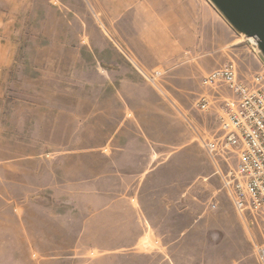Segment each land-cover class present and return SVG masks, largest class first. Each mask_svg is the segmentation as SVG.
<instances>
[{
	"label": "crops",
	"instance_id": "1",
	"mask_svg": "<svg viewBox=\"0 0 264 264\" xmlns=\"http://www.w3.org/2000/svg\"><path fill=\"white\" fill-rule=\"evenodd\" d=\"M81 1L85 10L72 8V16L85 19L84 41L72 47V71L85 69L82 89L73 87L68 107L34 108L37 128L47 131L36 143L52 148L7 159L6 169L20 161L23 176L29 160L38 161V174L47 169L50 182L36 189L70 204L72 236L59 240L73 243L80 256L118 251L134 264H220L203 259L215 252L211 236L227 223L255 256L223 191V172L195 142L187 116L190 99L205 90V73L229 59L241 62L240 77L256 72L259 63L241 35L208 0ZM0 64L13 67L12 52ZM155 70L162 72L160 90L145 75ZM218 124L215 110L206 111L204 132L217 135ZM62 129L67 139L59 141ZM59 145L72 147L61 152ZM63 219L61 229L54 224L58 235L66 232ZM144 242L156 246L135 249Z\"/></svg>",
	"mask_w": 264,
	"mask_h": 264
},
{
	"label": "rangeland",
	"instance_id": "2",
	"mask_svg": "<svg viewBox=\"0 0 264 264\" xmlns=\"http://www.w3.org/2000/svg\"><path fill=\"white\" fill-rule=\"evenodd\" d=\"M72 8L83 11L85 3L81 0H0V59L8 57L10 52L14 59L13 67L0 64V264H134L131 258L114 254L118 251L101 256V251L90 250L87 256H80V251L71 250L68 240H59L72 236L70 204L56 201L47 194L48 190L40 193L36 189L38 184L50 182L47 169L40 173L41 178L36 172V160L24 162L29 170L23 176L20 161H14L10 170L5 167L7 159L26 154H49L51 146L36 143L40 134L47 138V131L37 128L38 115L34 108L68 107L72 103L73 87L82 89L85 69L78 66L76 73L72 71V47L80 46L79 43L84 41L85 19L73 17ZM241 39L259 63L254 70H264V60L255 41L245 36ZM80 52L84 57V51ZM250 64L255 65L254 62ZM156 87L160 90L159 85ZM195 100L196 95L188 102L187 116L191 118L188 122L198 131H210V123V128L204 129L201 125L205 112L194 107ZM62 122V126L68 125L64 119ZM218 126L217 135L222 132L220 124ZM57 137L59 141L67 139L63 129ZM195 142L204 152L196 139ZM71 147L59 145L54 148L62 152ZM197 160L198 165H203L206 158L200 154ZM235 164V158L229 161V165L220 161V169L225 173ZM198 169L191 167L189 170ZM6 186L8 193L5 192ZM223 191L226 192L224 188ZM54 215H62L64 219L54 218ZM77 216L78 222V211ZM62 219L66 232L63 235V231L58 230V235L54 224L59 228ZM210 244L215 252L203 259L206 263L218 260L220 264H257L249 245L242 244L228 223L224 228L216 229ZM155 246L151 243V247ZM141 248L144 247L140 245L135 249ZM136 264L149 262L148 259H137Z\"/></svg>",
	"mask_w": 264,
	"mask_h": 264
},
{
	"label": "built area",
	"instance_id": "3",
	"mask_svg": "<svg viewBox=\"0 0 264 264\" xmlns=\"http://www.w3.org/2000/svg\"><path fill=\"white\" fill-rule=\"evenodd\" d=\"M159 85V70L145 74ZM205 90L195 101L198 111L214 109L221 134L198 131L192 124L196 141L220 169V161L236 159L222 173V187L253 241L257 264H264V70L240 77L238 64L229 59L205 73ZM224 89L229 94H224ZM151 243L144 242L148 248Z\"/></svg>",
	"mask_w": 264,
	"mask_h": 264
},
{
	"label": "water",
	"instance_id": "4",
	"mask_svg": "<svg viewBox=\"0 0 264 264\" xmlns=\"http://www.w3.org/2000/svg\"><path fill=\"white\" fill-rule=\"evenodd\" d=\"M239 35L252 37L264 60V0H208Z\"/></svg>",
	"mask_w": 264,
	"mask_h": 264
},
{
	"label": "bare ground",
	"instance_id": "5",
	"mask_svg": "<svg viewBox=\"0 0 264 264\" xmlns=\"http://www.w3.org/2000/svg\"><path fill=\"white\" fill-rule=\"evenodd\" d=\"M248 38H249L250 41H252V42L254 41V39L252 37H248Z\"/></svg>",
	"mask_w": 264,
	"mask_h": 264
}]
</instances>
